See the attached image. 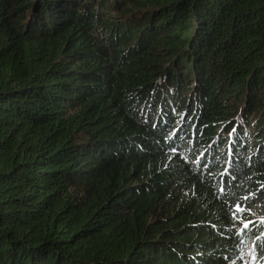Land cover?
<instances>
[{"label": "trees", "instance_id": "obj_1", "mask_svg": "<svg viewBox=\"0 0 264 264\" xmlns=\"http://www.w3.org/2000/svg\"><path fill=\"white\" fill-rule=\"evenodd\" d=\"M119 1L0 0V264H264V0Z\"/></svg>", "mask_w": 264, "mask_h": 264}, {"label": "rangeland", "instance_id": "obj_2", "mask_svg": "<svg viewBox=\"0 0 264 264\" xmlns=\"http://www.w3.org/2000/svg\"><path fill=\"white\" fill-rule=\"evenodd\" d=\"M132 1H134V0H126L125 2H122V0H120L119 2H120V7L119 8H117L116 10H112V7H113V3L112 4H110L109 6L111 7V10H112V12H110L109 14L107 13V18H105L106 20H108V18H111V20H114V22H116V23H127V24H129L130 23V19H128V17L127 18H124V19H121V17H123V16H125L124 14H122V12H121V9L122 8H125L126 6H130V3H132ZM94 5H96V3L94 4ZM103 13H105V12H102V14L100 15V18L102 17V15H103ZM126 14H129L130 15V12L129 13H126ZM128 15V16H129ZM152 27V25H150L149 24V26H148V28L147 29H149V28H151ZM110 30H112V28H110L109 27V29H107V34H109L110 32ZM120 32V31H119ZM134 46V45H136V43H132L131 45H129V46ZM150 45H152V41H150L149 42V46ZM161 48V49H160ZM150 49H152V50H154L155 51V53L157 54V55H160V59L161 60H163V59H165L166 57H167V50H165L164 48H162V46H160V47H156V48H150ZM123 52H125V51H123ZM93 63H95V59H94V62ZM165 64V66H167V64H168V61H165L164 63H163V65ZM163 65H162V68H163ZM164 66V67H165ZM160 79H162V78H160ZM193 101V100H192ZM240 104V103H239ZM239 104H237V108H238V105ZM235 105V104H234ZM241 105V104H240ZM239 105V106H240ZM236 106V105H235ZM263 129V128H262ZM261 133H264V129H263V131L261 132ZM251 215H252V218L255 220V219H257L258 217H260V215H263V218H264V213H262V214H259L258 213V211L257 210H254V211H251V212H249ZM251 254H252V252H250V253H248V256H247V258L245 259V263L244 264H247L246 263V260H248V264H250V258H251Z\"/></svg>", "mask_w": 264, "mask_h": 264}]
</instances>
